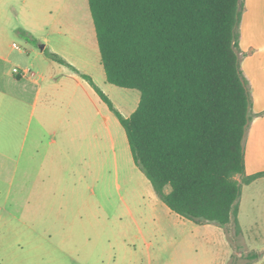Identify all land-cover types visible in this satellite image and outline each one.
<instances>
[{"label": "trees", "instance_id": "1", "mask_svg": "<svg viewBox=\"0 0 264 264\" xmlns=\"http://www.w3.org/2000/svg\"><path fill=\"white\" fill-rule=\"evenodd\" d=\"M88 2L107 81L138 89V107L125 117L81 75L118 117L136 166L173 212L241 232L242 185L264 176L246 174L256 114L242 69L245 0Z\"/></svg>", "mask_w": 264, "mask_h": 264}, {"label": "rangeland", "instance_id": "2", "mask_svg": "<svg viewBox=\"0 0 264 264\" xmlns=\"http://www.w3.org/2000/svg\"><path fill=\"white\" fill-rule=\"evenodd\" d=\"M67 17L63 40L51 30V45L80 75L92 74L128 117L140 91L107 82L88 0H68ZM13 40L25 46L22 37ZM103 107L101 100L102 114L85 123L86 148L93 143L94 151L83 171H71L70 153L62 158L63 172L38 170L35 187L12 188L0 178V264H264V182L242 187L241 232L233 222L196 224L157 198L133 160L124 127L113 112L108 126ZM45 163L38 156V166Z\"/></svg>", "mask_w": 264, "mask_h": 264}, {"label": "crops", "instance_id": "3", "mask_svg": "<svg viewBox=\"0 0 264 264\" xmlns=\"http://www.w3.org/2000/svg\"><path fill=\"white\" fill-rule=\"evenodd\" d=\"M67 9L68 0H0V178L12 188L35 187L38 170L43 168L63 172L62 158L70 153L74 154L72 172L83 171L91 163L86 156L94 151V144L89 142L86 148L84 128L86 121L93 123L94 114H102V99L81 71L51 45V30L59 42L65 36ZM16 36L23 38L25 46L13 40ZM240 45L256 114L246 138V174L252 175L264 171V0H245ZM48 52L59 54L72 67L54 65L57 61ZM22 54L31 58V64ZM14 67L33 73L19 76ZM103 108L109 126L113 111L108 105ZM88 135L100 138L98 133ZM110 135L114 140L111 131ZM113 144L116 147L115 140ZM38 156L45 157L46 163L38 166ZM254 182H264V176L248 184ZM58 202L57 198L51 201Z\"/></svg>", "mask_w": 264, "mask_h": 264}, {"label": "built area", "instance_id": "4", "mask_svg": "<svg viewBox=\"0 0 264 264\" xmlns=\"http://www.w3.org/2000/svg\"><path fill=\"white\" fill-rule=\"evenodd\" d=\"M16 45V43H15ZM13 72L18 74L19 76H25L27 74H30V73H33L31 69H23V68H20V67H14L13 68Z\"/></svg>", "mask_w": 264, "mask_h": 264}]
</instances>
